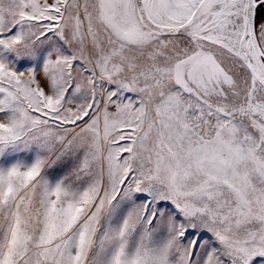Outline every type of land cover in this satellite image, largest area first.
<instances>
[{"label":"snow or ice","instance_id":"6c2138e0","mask_svg":"<svg viewBox=\"0 0 264 264\" xmlns=\"http://www.w3.org/2000/svg\"><path fill=\"white\" fill-rule=\"evenodd\" d=\"M0 264H264V0H0Z\"/></svg>","mask_w":264,"mask_h":264}]
</instances>
